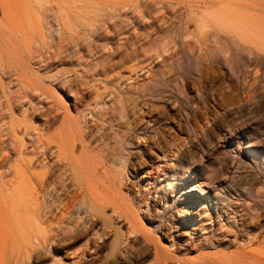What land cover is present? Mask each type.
Masks as SVG:
<instances>
[{"label":"bare ground","instance_id":"6f19581e","mask_svg":"<svg viewBox=\"0 0 264 264\" xmlns=\"http://www.w3.org/2000/svg\"><path fill=\"white\" fill-rule=\"evenodd\" d=\"M127 7L133 11L129 22H117L120 18L116 14L109 20L89 16L86 0H0V201L6 206L5 210L0 208V264H251L247 261L249 252L244 249L194 260L176 257L204 248L232 247L235 241L246 243L245 235L250 231L237 224L228 228L217 212L216 220L206 205H196L191 198L183 200L163 224H155V234L170 242L172 250L141 223L142 205L154 212L145 211L151 219H161L162 210L165 212L170 205L176 180L196 161L197 151L195 147L183 149L178 136L185 131L183 124H175L173 135L157 131L169 124L172 115L155 113L150 104H135L129 98L130 93L145 97V84L141 89L131 88L130 81L139 75H130L119 84L116 81L110 92L97 93L98 101L94 103L85 99L86 88L78 87L79 98L74 96L78 101L74 103L79 106L80 116L71 115L62 103L63 125L54 126L59 116L47 100L60 99L45 87V79L32 71V61L37 59L41 67L50 70L53 63L80 54L79 47L83 46L87 48L84 57L97 58L94 64H87L92 72L97 71L104 49L99 39L116 38V32L100 34L102 22L116 20L112 22L114 28L120 23L139 22L146 31L154 23L145 21L139 1H116L114 5L120 13ZM216 18L215 14L204 15L198 23ZM263 23L251 11L248 29L243 33L247 45L238 53L248 75L246 110L250 113L254 85L261 88L259 104L264 113ZM219 41L215 37L213 42L219 45ZM219 60L226 62L227 54L220 52ZM145 69L148 74L151 67ZM67 78L58 74L48 83L62 89L69 86ZM119 87L125 92L123 96L116 90ZM105 115L117 126H112L113 122L108 130L102 123L87 125L96 116ZM36 118L42 126L32 134L30 123ZM144 152L150 157L149 163L137 156ZM170 158L176 161L174 170L165 173L162 180L161 164ZM122 167L130 168L132 177L123 176ZM146 176L151 177L147 183ZM205 219L208 228L199 225ZM209 228L210 233L204 236L202 232ZM111 233L114 239L105 255L101 250ZM72 245L80 248L73 249Z\"/></svg>","mask_w":264,"mask_h":264},{"label":"rangeland","instance_id":"374dc122","mask_svg":"<svg viewBox=\"0 0 264 264\" xmlns=\"http://www.w3.org/2000/svg\"><path fill=\"white\" fill-rule=\"evenodd\" d=\"M116 1L123 0H86L87 12L91 17H102V20H109L116 14L120 18L117 22L121 20L129 22L128 19L133 15L132 9L127 7L121 13L115 11ZM136 1L140 2L145 21L154 22L151 29L146 31L143 23L139 22L134 25L120 23L116 28L112 26V22L116 20L102 22L100 34L116 32V38L107 41L102 36L99 39V46L104 49L101 51L103 57L97 71L92 72L87 65L88 62L94 64L97 58L84 57L87 48L83 46L79 47L81 53L75 54L73 59L68 57L64 61L56 59L58 62L53 63L50 70L45 69L46 66L41 67L39 60L32 61V71L44 78L45 87L54 91L60 99V102L52 98L47 100L59 116L55 119L54 126L63 125L64 105L68 107L71 115L80 116L77 110L79 106L74 103L79 98L80 87L87 90L85 99L89 100V103H94L98 101L97 93L110 92L114 89L113 85L119 84L121 80L130 75L132 77L139 75L138 79L133 77V81H130L131 88L141 89L145 84L147 89L142 93L145 97L139 98L130 93L127 94L129 98H133L135 104H150L154 110L156 109L155 113L158 111L161 114L165 113L167 117H174L173 122L170 120L169 124L162 125L157 130L159 133H165V136L176 133L175 124H186L182 125L185 134H178L179 140L182 141L183 149L190 150L195 147L197 151L196 161L188 165L186 171L182 173L183 176L176 180L173 186L176 188L173 189L174 193H171L173 197L169 199L170 205L165 208V212L162 210L161 219L156 220V217L151 219L148 213L154 212L146 210L145 205H142L139 210L141 223L153 231L154 237H158L155 234L158 232L157 223L163 224L183 200L191 198L196 205H206L214 219L218 213L228 228L237 224L250 231L244 233L246 243L235 241L232 247L204 248L176 257L194 260L203 255H215L220 252L231 254L244 249L249 252L247 258L249 263L264 264V113L260 111L259 104L262 101V92L259 86L254 85L256 91L253 113L248 112L246 110L248 75L238 57V53L247 45L243 33L248 29L247 19L251 11L256 14L259 22H264V0ZM126 9L128 11H125ZM210 14H215L217 21L207 19L205 24L198 23L201 16ZM215 37L221 40L219 45L214 44ZM136 50V53H132ZM220 52L227 54L226 62L219 60ZM133 54H136V57H133ZM81 57L84 58L80 61ZM121 63H124V66ZM148 65L151 67L150 74H145ZM58 74L60 78L67 76V79L70 78L69 86L62 89L55 86L57 90L54 85L51 87L48 79ZM119 88L116 90L123 96L125 92ZM40 95L39 93L37 96ZM176 112L181 115L176 116ZM103 117L96 116L98 122L94 119L87 125L99 126L102 123L107 129H111L110 126L114 122L112 126H117V122L112 121L111 117L107 118V115ZM139 117L140 115H137L136 118ZM30 124L33 127L32 134H35L34 129L37 126H42L37 118ZM137 156L150 162L146 152ZM174 164L176 161L173 158L161 164L159 171L164 173H160L159 176L161 175L162 180L165 173L166 175L172 173ZM120 171L123 176L132 177L130 168L122 167ZM145 179L144 182L147 183L151 177L146 176ZM2 204L0 201V208L5 210L6 206ZM139 208L137 206V209ZM7 214H11L8 208ZM200 224L205 228L210 226L207 219ZM202 233L208 236L210 228ZM113 239L114 234L111 233L108 241L105 240L101 250L105 255L109 253L110 242ZM159 240L166 247L172 246L162 238ZM71 247L76 249L78 246Z\"/></svg>","mask_w":264,"mask_h":264}]
</instances>
